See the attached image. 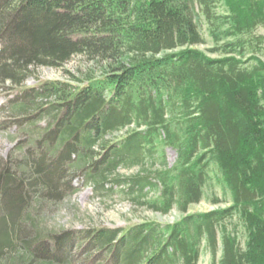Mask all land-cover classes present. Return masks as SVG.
<instances>
[{
    "label": "trees",
    "instance_id": "obj_1",
    "mask_svg": "<svg viewBox=\"0 0 264 264\" xmlns=\"http://www.w3.org/2000/svg\"><path fill=\"white\" fill-rule=\"evenodd\" d=\"M201 24L219 57L196 49ZM258 28L264 0H0V84L18 90L11 111L25 127L23 148L0 161V264H198L203 243L211 264H264ZM78 56L88 70L34 76ZM212 164L230 206L188 215ZM74 178L181 218L48 231L38 211L74 194Z\"/></svg>",
    "mask_w": 264,
    "mask_h": 264
},
{
    "label": "rangeland",
    "instance_id": "obj_2",
    "mask_svg": "<svg viewBox=\"0 0 264 264\" xmlns=\"http://www.w3.org/2000/svg\"><path fill=\"white\" fill-rule=\"evenodd\" d=\"M220 7L218 10L224 13V7L222 5ZM201 30L205 44L197 46L196 49L205 52L211 58L219 57L208 52L213 47V44L203 24H201ZM255 34L263 37L262 44L258 45L259 49L256 56L264 61V28H258ZM90 66L83 57L78 56L72 58L63 70L38 68L34 70V76L38 79L37 81L63 80L66 78L64 71L81 72L82 70H88ZM95 68L99 70V66ZM34 82V79H29L26 82V86L31 87ZM2 84H0V161H5L10 155L16 154L17 147L23 148L25 135L20 132H23L25 127H23L24 124H21L20 117L17 115V118L11 111L10 102L15 98L18 90H15L8 83ZM163 156L167 166L169 168L172 167L176 161L175 152L170 148H164ZM14 157L20 158L17 155ZM155 158L158 157L155 156ZM158 162L156 161L157 165ZM146 169H148V166ZM134 172L135 170L120 171L119 175L125 177ZM72 186L77 188L74 194L64 198L57 204L45 203L42 209L38 211L37 221L41 226L47 228L48 231L61 233L67 230L79 231L93 227L123 228L128 224H139L144 221L172 224L181 218V215L175 209L164 216L152 213L141 205L130 204V202L121 199L118 195L94 196L91 187L83 185L82 180L79 178H74ZM213 197L218 198L220 203L213 205L211 203ZM230 203V194L222 182L218 169L212 164L208 170V180L204 188L203 198L200 203L191 205L187 214H200L224 209L230 206ZM220 255L221 248L219 246L218 259ZM80 261L82 262V259ZM198 264H211V256L206 249L205 243L200 249Z\"/></svg>",
    "mask_w": 264,
    "mask_h": 264
}]
</instances>
